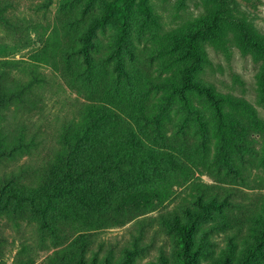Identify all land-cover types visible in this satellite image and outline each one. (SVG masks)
<instances>
[{
    "label": "rangeland",
    "instance_id": "374dc122",
    "mask_svg": "<svg viewBox=\"0 0 264 264\" xmlns=\"http://www.w3.org/2000/svg\"><path fill=\"white\" fill-rule=\"evenodd\" d=\"M107 1L0 0V264H179L184 224L194 264H236L264 228V52L243 40L264 37V0H148L128 33L112 19L88 35ZM210 16L219 31L193 77L215 101L181 92L176 45ZM85 137L119 169H91L84 197L45 213Z\"/></svg>",
    "mask_w": 264,
    "mask_h": 264
},
{
    "label": "trees",
    "instance_id": "16d2710c",
    "mask_svg": "<svg viewBox=\"0 0 264 264\" xmlns=\"http://www.w3.org/2000/svg\"><path fill=\"white\" fill-rule=\"evenodd\" d=\"M148 0H109L104 5V13L101 17H96L89 27V33L92 34L95 28L102 26L112 19L119 22L121 31L126 34L131 28V18L134 7L137 5L145 14L146 17L151 16V8L147 2ZM219 29V22L216 16L210 17H200L198 21L193 24L186 32H184L180 37L176 38V45L182 51L184 58L188 59V64L185 66L182 74L183 83L180 86V90L183 93L185 89H198L201 92L206 93L210 98L215 101L214 94L209 90V88L199 82H197L193 73L200 67L202 60V48L201 41L208 40L217 37ZM89 39V37H86ZM243 40L249 46L256 48L260 52H264V37L258 39L252 36L249 32H243ZM263 93H264V80L262 83ZM217 107L218 104L216 103ZM86 139L77 140L70 150L71 152L67 154L61 163L63 166L56 169L51 175L52 179L48 183L47 190V200L44 207V212L47 213V209H50L55 203L54 201L58 198H63L67 195H74L73 197H84V194L79 192L80 182L84 177L85 173L91 175V169L93 172H103L107 179L109 176L108 170L119 169V163L122 161V155L116 150L115 153L109 154V156H102V154H93L95 141L91 137H85ZM107 155V154H106ZM107 166V167H106ZM86 167V168H84ZM69 168L72 171L69 175L65 172ZM84 168V169H83ZM77 169H83L82 172L76 171ZM73 171L78 173L76 179L73 176ZM84 173V174H83ZM66 176V177H65ZM70 176V177H69ZM80 179V180H77ZM10 179V184H12ZM4 184H7L6 182ZM84 186V185H83ZM7 187L0 190H6ZM13 192L15 197L19 194L14 192L16 190H10ZM87 190H85L86 193ZM30 195V200L34 205L37 204L38 195ZM52 195V196H51ZM193 231L194 227L192 224L182 225L179 229L178 237V263L179 264H194L196 261L197 250L192 248L193 244ZM264 257V228L261 229L257 235L255 242L249 243L243 252L242 256L239 258L236 264H259L261 258ZM219 264H233L229 259L223 258L219 261Z\"/></svg>",
    "mask_w": 264,
    "mask_h": 264
}]
</instances>
